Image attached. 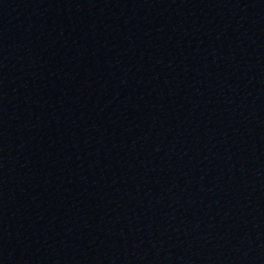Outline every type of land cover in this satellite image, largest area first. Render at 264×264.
Wrapping results in <instances>:
<instances>
[{"label":"water","instance_id":"water-1","mask_svg":"<svg viewBox=\"0 0 264 264\" xmlns=\"http://www.w3.org/2000/svg\"><path fill=\"white\" fill-rule=\"evenodd\" d=\"M62 264H264V0H85Z\"/></svg>","mask_w":264,"mask_h":264}]
</instances>
